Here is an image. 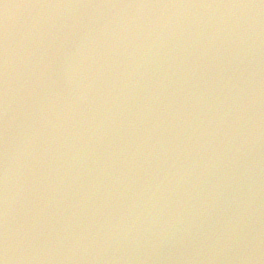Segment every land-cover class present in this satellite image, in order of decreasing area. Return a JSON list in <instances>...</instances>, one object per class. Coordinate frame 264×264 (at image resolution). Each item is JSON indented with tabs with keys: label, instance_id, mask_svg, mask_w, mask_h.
I'll use <instances>...</instances> for the list:
<instances>
[{
	"label": "water",
	"instance_id": "95a60500",
	"mask_svg": "<svg viewBox=\"0 0 264 264\" xmlns=\"http://www.w3.org/2000/svg\"><path fill=\"white\" fill-rule=\"evenodd\" d=\"M5 251L264 264V0H0Z\"/></svg>",
	"mask_w": 264,
	"mask_h": 264
},
{
	"label": "clouds",
	"instance_id": "9594fccd",
	"mask_svg": "<svg viewBox=\"0 0 264 264\" xmlns=\"http://www.w3.org/2000/svg\"><path fill=\"white\" fill-rule=\"evenodd\" d=\"M5 95H7V63L5 62ZM5 239H7V235L5 234ZM7 248V244H5V249ZM7 251L2 258H0V264H7Z\"/></svg>",
	"mask_w": 264,
	"mask_h": 264
}]
</instances>
